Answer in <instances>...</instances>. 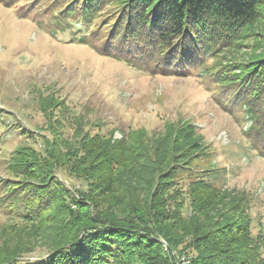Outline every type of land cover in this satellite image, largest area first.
<instances>
[{
    "label": "rangeland",
    "instance_id": "374dc122",
    "mask_svg": "<svg viewBox=\"0 0 264 264\" xmlns=\"http://www.w3.org/2000/svg\"><path fill=\"white\" fill-rule=\"evenodd\" d=\"M82 1L0 0V251L30 249L19 256L24 260L45 256L57 236L52 230L61 225L24 220L26 208L8 199L22 189L11 188L47 177L52 187L63 186L72 205L81 199L93 216L105 214V189L92 184L100 175L88 169L92 138L117 142L135 131L150 138L190 124L199 146L174 168L170 209L184 199L187 214L192 187L209 183L237 196L235 214L248 216L251 232L264 235V100L216 80L262 55L264 4L241 36L217 44L214 52L201 49L189 62L179 54L167 57L176 41L166 46L136 36L141 31L128 17L134 14L117 0H95L99 11L92 21L81 10L67 17V3L77 7ZM27 160L35 161L37 178L18 171ZM160 240L159 262L179 264L182 256L192 261V249ZM155 248L128 247L136 258L131 264H141L138 255Z\"/></svg>",
    "mask_w": 264,
    "mask_h": 264
},
{
    "label": "trees",
    "instance_id": "16d2710c",
    "mask_svg": "<svg viewBox=\"0 0 264 264\" xmlns=\"http://www.w3.org/2000/svg\"><path fill=\"white\" fill-rule=\"evenodd\" d=\"M117 1L129 9L125 10L127 14H134L128 17L133 29L136 30L135 25L141 31L136 36L166 46L177 42L167 57L179 54L181 60L189 62L201 49L204 53L214 52L217 44L241 36L247 24L260 14L258 7L264 4V0ZM96 3L83 0L80 6L67 3L63 9L67 17L81 10L85 21H92L99 11ZM261 54L238 72L216 80L240 87L241 92L245 89L246 97L264 100V51ZM247 110L254 115L251 106ZM197 137L192 124L185 130L166 128L150 138L141 131L117 142L93 137L87 151L92 160L88 169L96 171L93 177L100 175L92 184L105 189L104 201L110 208L105 214L93 216L81 199L72 205L63 186L52 187L47 177L43 182H26L22 187L11 188L22 189L8 199L9 203L14 200L16 207L26 208L24 220L60 221L61 225L52 230L57 236L50 241L47 255L24 260L19 256L30 249L2 250L0 264H131L136 259L127 250L131 246L143 250L156 246L153 253L138 255L141 264H166L164 260L159 262L161 237L168 240L171 248L183 245L184 249L195 251L189 264H264V235L251 232L248 216L235 214L241 205L237 196H227L209 183L198 182L199 190L197 186L191 189L187 214L183 212L186 202L179 194L176 195L180 200L170 209L169 181L176 165L190 158L198 148ZM93 161L97 166H93ZM34 162H22L18 171L31 179L37 178L31 169L36 166ZM45 172H49V167ZM23 190L32 196L27 197ZM52 211L60 213L54 215ZM66 217L72 220L63 222ZM130 229L136 231L133 236L128 234Z\"/></svg>",
    "mask_w": 264,
    "mask_h": 264
},
{
    "label": "bare ground",
    "instance_id": "6f19581e",
    "mask_svg": "<svg viewBox=\"0 0 264 264\" xmlns=\"http://www.w3.org/2000/svg\"><path fill=\"white\" fill-rule=\"evenodd\" d=\"M166 247H167V245H166ZM190 262H191V258H186L185 256H182L179 264H189Z\"/></svg>",
    "mask_w": 264,
    "mask_h": 264
}]
</instances>
